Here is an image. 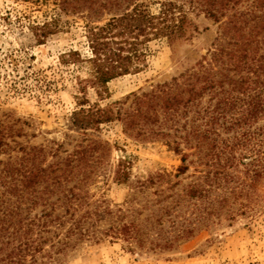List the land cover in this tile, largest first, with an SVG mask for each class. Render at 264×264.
I'll use <instances>...</instances> for the list:
<instances>
[{
  "label": "rangeland",
  "instance_id": "rangeland-1",
  "mask_svg": "<svg viewBox=\"0 0 264 264\" xmlns=\"http://www.w3.org/2000/svg\"><path fill=\"white\" fill-rule=\"evenodd\" d=\"M59 1L0 0V218L5 212L10 219V208L20 205L18 216L25 223L19 231L9 227L2 232L0 264H264V135L237 145L232 154L222 150L224 141L234 143L243 131L264 126V115L233 128L230 118L220 116L212 134L218 148L208 157L203 156L207 144L200 151L195 143L208 139L205 111L217 102L209 92L193 107L180 106L173 118L163 114L147 122L145 136L126 132L118 118L99 129H82L73 119L80 107L112 108L123 116L134 110V95L163 84L184 87L194 79L190 73L211 59L227 15L217 21L190 0H169L182 7L173 8L176 15L186 13V29L150 40L139 69L111 80L100 94L86 81L88 64H64L60 57L70 49L90 55L85 25L88 20L105 23L111 11L90 19L87 8L58 12ZM139 1L158 13L165 0ZM55 16L57 26L41 41L40 27ZM192 123L198 125L199 138L191 133L189 146L184 137ZM151 127L157 132L149 134ZM230 156H235L233 163L226 159ZM37 165L47 169L48 177L24 188L30 197L25 202L16 195L10 202V169L18 173ZM60 166L72 171L62 186L52 173ZM182 166L186 169L180 171ZM159 173H168L170 180L146 183ZM68 199L73 207L65 213ZM46 204H54L53 217L63 214L67 220L60 227L51 223L55 232L50 235L41 226L51 207ZM88 210L89 236H73L68 243L71 221ZM119 214L148 227L150 239L161 247L148 241L131 248L123 237H113L106 229ZM33 220V231L25 229ZM164 237L172 246L162 247Z\"/></svg>",
  "mask_w": 264,
  "mask_h": 264
},
{
  "label": "trees",
  "instance_id": "trees-1",
  "mask_svg": "<svg viewBox=\"0 0 264 264\" xmlns=\"http://www.w3.org/2000/svg\"><path fill=\"white\" fill-rule=\"evenodd\" d=\"M242 1L244 0H190L193 8L200 6L207 15L217 21L227 15V20L223 21L224 27L218 43L211 50V59L205 64L202 62L199 70L194 69L190 73V77L194 78L191 82H187L184 87L177 82L172 86L158 85L156 90L134 95L136 105L134 110L123 116L120 111H117L116 115L112 108L80 107L73 113L74 124L82 129H99L101 123L118 118L124 122L126 132L145 136L142 130L147 122L156 120L163 114L172 115L173 118L179 112L180 106L193 107L196 99L205 92H209L212 97H216L217 102L213 108L207 107L205 111V116H209L205 123L207 128L204 130V135L207 134L208 138L206 143L198 140V125L194 123L190 132L184 137L187 144L192 146V139L189 136L191 133L196 136L198 141L195 146L200 151L207 144L206 152L207 149L208 152L203 156L208 157L211 150L218 148V139L212 134H217L215 127L220 116L230 118L233 121L230 123L232 127L233 124L242 126L251 124L252 121H257L261 115H264V0H252L243 9L239 6ZM58 7L60 13H75L82 8H87L90 19L100 15L103 10L111 11V17L105 23L97 24L95 21L88 20L85 25L90 55L84 56L80 51L70 49L60 57L64 64H88L90 76L86 81L96 87L100 94L106 91L107 84L111 80L139 69V61L145 56L144 47L150 40L171 37L177 32L184 31L189 24V19L183 10H179L178 15L173 12L174 7L179 9L182 7L174 6V3L169 0L161 2L158 13L150 12L147 5L139 0H60ZM230 11L233 12L229 14ZM58 21V17L55 16L40 27L41 33L38 36L41 41L53 32L52 26H57ZM228 111L232 113L230 117ZM256 129L243 131L234 143L224 141L222 150L229 149V153L232 154L237 145L246 146L249 141L260 140L259 137L264 135V126ZM154 132L157 131L151 127L149 134ZM160 135L169 136L162 131ZM175 150H180L179 143L176 144ZM203 156L200 155L201 159L204 158ZM226 159L233 163L235 156L226 157ZM182 160L185 161L186 156H183ZM35 167L36 169L18 173L10 169V190L8 191L10 202L12 195L18 197L19 203L25 202L24 200L30 197L26 196L24 188L35 186L48 177L46 168L40 165ZM59 168V171L52 170V173H55L54 182L62 186L64 181L68 182L72 179V171L61 166ZM185 169L186 166H182L180 171ZM156 179L162 182L169 181L170 175L168 173L152 175L146 183H155ZM64 204L65 213L70 212L73 207L70 199ZM46 205L51 207L48 211H44L46 218L41 226L50 235L51 232H55V230L52 231L51 223H55V227H60L66 224L67 220L64 219L63 214L57 213L53 217L54 204ZM21 213L20 205L10 208V219L8 213L3 212L4 215L0 218V236L9 227L13 231H19L24 227V218L18 216ZM90 214L92 212L88 210L71 221L66 230L68 243L73 236H76L77 240L89 236V228L85 227V224ZM124 217L123 214L117 215L106 229L113 234V237H123L131 248L134 246L143 248L148 241L155 247H161V243L155 242L156 239H150L148 227L142 226L134 219L124 221ZM156 221L159 224L162 222L160 219ZM35 223L33 220L25 229L33 231ZM89 223L91 226L95 224L91 220ZM163 242L162 247L172 246L170 238L164 237Z\"/></svg>",
  "mask_w": 264,
  "mask_h": 264
}]
</instances>
